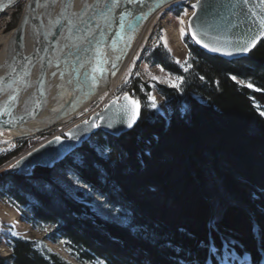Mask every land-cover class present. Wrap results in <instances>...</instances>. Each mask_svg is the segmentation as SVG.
I'll return each mask as SVG.
<instances>
[{
	"label": "trees",
	"instance_id": "16d2710c",
	"mask_svg": "<svg viewBox=\"0 0 264 264\" xmlns=\"http://www.w3.org/2000/svg\"><path fill=\"white\" fill-rule=\"evenodd\" d=\"M186 47L182 68L158 48L147 53V64L178 87L128 81L141 105L132 131L118 138L98 132L60 165L79 188L58 187L54 170L1 176L0 199L28 225L49 227L46 240L62 241L76 262L206 264L209 247L223 243L213 259L231 246L250 264H264V38L232 62L189 40ZM151 90L166 114L153 108ZM26 144L0 154V166ZM95 203L121 222L98 216ZM4 244L0 264H71L40 240L8 235Z\"/></svg>",
	"mask_w": 264,
	"mask_h": 264
},
{
	"label": "water",
	"instance_id": "95a60500",
	"mask_svg": "<svg viewBox=\"0 0 264 264\" xmlns=\"http://www.w3.org/2000/svg\"><path fill=\"white\" fill-rule=\"evenodd\" d=\"M65 1L60 10L63 11V16L59 13L57 22L50 25L47 31V26L43 25L38 15V0H24L13 29L11 69L0 78V98H3L0 102V131L22 130L23 124L34 121L42 110L47 91L45 81L48 70L56 65L57 61L55 47L59 45L70 26V29L80 30L83 37L80 38V34H70L68 37L64 35L71 49L68 54L58 58L64 72V77L58 79L59 105L53 111L48 124L26 136L36 135L54 127L67 117L71 107L73 112L79 110L93 95L91 84L94 77L104 72L100 60L96 59L97 56L104 54V57L110 55L109 59L113 58L108 70L112 76L126 60L144 22L157 8L170 5L176 0H90L88 3L84 0L83 5L89 6L91 12L83 16V8L80 9L78 20L64 16L73 2ZM19 2L20 0H10L0 5V15ZM189 9L191 13L186 22L188 38L206 56L220 58L225 62L237 61L247 57L264 37V0H197L189 5ZM25 29H29L34 37L33 48L27 54L23 53L21 43ZM45 30L47 34L44 33ZM91 32L92 35L88 36ZM212 48L218 50L211 51ZM96 53L98 54L94 59ZM37 64L40 68L36 82L30 84L33 69ZM30 85H35L29 100L30 105L25 112L18 114L19 104ZM132 101L139 105V116L129 128ZM140 113L138 100L129 95L114 97L101 111L91 114L87 120L76 123L64 130L61 136H55L15 159L5 174L14 172L17 176L29 177L34 168L55 170L97 132L113 138L130 132L137 124Z\"/></svg>",
	"mask_w": 264,
	"mask_h": 264
},
{
	"label": "rangeland",
	"instance_id": "374dc122",
	"mask_svg": "<svg viewBox=\"0 0 264 264\" xmlns=\"http://www.w3.org/2000/svg\"><path fill=\"white\" fill-rule=\"evenodd\" d=\"M195 1L196 0H180V2L168 5L166 9L159 13V15L156 17L157 28H155V31L153 32H145L143 38L139 40L121 73L117 77L113 78L107 90H104L106 93L104 91L100 92L95 97H93L91 101L85 103L82 108L63 119L60 123L49 130L43 131L36 135L17 137V135H14L10 132L0 131V154L8 153L10 150L15 148V146H17L18 142L26 141L27 143L26 148L22 152L0 166V178L1 176L5 175V171L10 167V164L15 159L21 157L29 150L55 136H61L64 130L72 127L81 120H86L91 114L101 111L104 106L114 97L122 95L131 96L128 93L127 83L129 80L137 79L141 83L147 84V86H149L151 89H153L155 86H162L166 88L173 87L172 85H175L176 78L163 69L159 68L157 65L147 64V53L158 48L166 57H168L170 63L172 62L174 66L180 68L184 67V64L187 60L186 42L189 40L186 22L191 13L189 5ZM23 3L24 0L20 1L15 7L9 9V12L1 16L0 35L12 32L16 25L15 23L17 22L14 21L13 24L10 23L13 22V19H15V15L21 13ZM176 12L178 14H176ZM178 61L179 63H177ZM113 80L116 82L114 83ZM150 99L155 102L158 111L166 114L163 100L153 90H151ZM59 167L60 166H58L55 170L53 169L54 172H52V178L55 180V183L58 185V187L61 189L79 188V184H77L74 179L64 170L59 171ZM33 170H31V175ZM99 201V199L96 200V202ZM94 209L98 216L103 219L112 220L117 223L121 222V219L118 218L114 212L106 210V208L99 205L98 203H95ZM50 230L51 229L49 227L38 229L28 225L15 208H12L6 201L0 199V255L3 257L8 255V251L4 244L5 239L8 235H12L26 240H40L49 251L56 253L68 263L80 264L69 256L62 241L58 240L56 242H50L46 240V235L50 233ZM228 251L229 250H223L224 254L221 255L226 256ZM212 256V254L207 255L205 263L208 264L209 260L213 259ZM241 258L238 257V255H236V253L232 250L231 264H242L245 262V259ZM213 260L219 259L214 258Z\"/></svg>",
	"mask_w": 264,
	"mask_h": 264
},
{
	"label": "bare ground",
	"instance_id": "6f19581e",
	"mask_svg": "<svg viewBox=\"0 0 264 264\" xmlns=\"http://www.w3.org/2000/svg\"><path fill=\"white\" fill-rule=\"evenodd\" d=\"M7 1H10V0H0V5H3ZM72 1L73 2L71 3V7L67 8L68 10L64 14V16H66L68 19H72V18L77 19L79 17V14H80V9H82V8H83V12L81 14H83V16H86L89 14V12H91V8L89 6L85 7L83 5L84 0H72ZM89 1L90 0H85L86 3H88ZM65 2H66L65 0H38V7H39V14L38 15L40 16V19L42 20L43 25L47 26V28H46L47 31H48V28L50 25L57 22V20L59 18V13H60V15L63 16V11L60 12V10L62 9ZM177 2H180V0H176L174 3H171V4H175ZM101 6L102 5H99V7H101ZM167 7H168V5H166V6L163 5L159 8H157L151 14V16L144 22V25L141 27L134 43L131 46L130 53L128 54L126 60L124 61V63L121 66H119L118 70L116 72H114V74L112 76L109 75L110 72H108V70H109V65H110L111 61L113 60V58L111 60V59H109V58H111L110 55L104 57L105 56L104 54H99L98 56H97L98 53L95 54L94 59L97 56L96 59L100 60V62L102 64L101 66L104 68V70H103L104 72H103V74L99 73L94 77L93 84H91V85H93V91L94 92H93V95L91 97H89V99L86 101V103L91 101L93 99V97H95L100 92L107 90V88L109 87V85L111 83V80L113 78L117 77L121 73L123 68L125 67L126 62L129 60L131 54L133 53L135 47L137 46V44L139 42V40L141 38H143V35L145 34V32L148 33V32L155 31V28H157L156 17L159 15V13L161 11H163ZM11 8H13V7H11ZM101 10H103V8L100 9V11ZM7 12H9V9L7 11H5L4 13H2V15H0V18H1V16L6 14ZM111 21H112V19H111ZM70 27L68 30L65 31L66 32V33H64L65 36L68 37L70 34L73 36L80 34V38H81V36L83 37V35H81L80 30H77L76 28L70 29ZM45 31H44V33L47 34V31L46 32ZM92 32H94V30H92ZM92 32L90 34H88V36H91ZM95 32H96V30H95ZM64 35H63V38H61L62 40H60L59 45H57V47H55L56 60H57L55 63L56 65L52 66L48 70L49 74H47L46 81H45V87H46L47 91H46V96H45L43 108L40 111V113L37 115V117L34 121L23 124L22 130L18 129L15 132H10L14 135H17V137H24L26 135L33 134L38 129L43 128L46 124L49 123L48 121H50V119L52 118L53 111L56 110V108L59 105L58 104V98H60V97H59V94L57 93V91H58V85L60 82L58 79H62L64 77V75H63L64 72H63V68H62L63 66L60 65V61L58 60V58H59V56H61L63 54L64 55L68 54V50L71 49L70 46L66 43V41L64 39L65 38ZM13 39H14V31L13 30H12V32H9L7 34H1L0 35V78L4 77L6 74H8L10 72V69H11L10 61L12 60L11 50H12ZM21 41H22L21 43H22L23 53L27 54V53L31 52L33 45H34V37H33V34L30 33L29 29H27V30L25 29V32L23 33V37L21 38ZM66 46H68L69 48ZM213 58H216V57H213ZM95 63L98 64L97 61H95ZM39 68H40V65L37 64L35 66V68L33 69L30 84H35L36 78H37L36 75L38 73ZM113 82H114V80H113ZM34 90H35V85H32V86L30 85L28 88V92L23 96V98L19 104V107L17 109L18 114H22L23 112H25L27 110V108L30 105L29 100H30V98H32L31 95H32V93H34ZM132 98H134V97H132ZM2 99L3 98H0V102L2 101ZM84 105L85 104H83L81 106V108ZM72 108L73 107H71V112L70 111L67 112V117L74 113L72 111ZM80 122H82V120ZM80 122H78V123H80ZM246 258H247L246 264H250L248 257H246ZM218 261L219 260H212V261L209 260L208 264H218ZM242 264H245V262H243Z\"/></svg>",
	"mask_w": 264,
	"mask_h": 264
},
{
	"label": "snow or ice",
	"instance_id": "6c2138e0",
	"mask_svg": "<svg viewBox=\"0 0 264 264\" xmlns=\"http://www.w3.org/2000/svg\"><path fill=\"white\" fill-rule=\"evenodd\" d=\"M193 7H195V5H193ZM183 23V21H182ZM262 27H264V22H262ZM197 43H199V41H197ZM205 47H208L207 45H204ZM254 46V45H253ZM211 51H217L218 49H215V48H212L210 49ZM247 50V49H245ZM228 55H230L231 53H226ZM179 63V61L177 62ZM173 87H178V85H172ZM127 99V97L125 98ZM133 107H132V115H131V118H130V121L128 123V127L131 128L133 126V124H135L138 116H139V105L137 104V102L135 101H132L131 102ZM153 108L156 107L155 105V102H153ZM261 115H264V113H261ZM59 139V138H57ZM224 245L223 243L219 246V249H216V246L214 244H212L210 247H209V252L212 253L213 257H216V254L217 252L220 250V249H223ZM213 249H216L215 251H213ZM239 257H242L245 259V264H246V257H247V253H240L239 254ZM231 259H232V250H231V246H229V251L227 253V255H220L219 256V261H218V264H231Z\"/></svg>",
	"mask_w": 264,
	"mask_h": 264
}]
</instances>
